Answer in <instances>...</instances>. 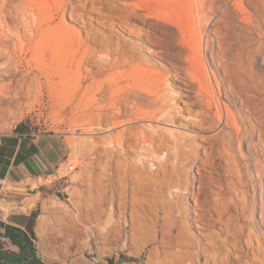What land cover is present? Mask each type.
<instances>
[{
	"label": "rangeland",
	"instance_id": "374dc122",
	"mask_svg": "<svg viewBox=\"0 0 264 264\" xmlns=\"http://www.w3.org/2000/svg\"><path fill=\"white\" fill-rule=\"evenodd\" d=\"M200 10H230L219 24L232 47L245 49L247 41L254 45L264 31V0H0V31L10 34L5 42L10 52L0 54V133L18 127L19 132L57 135L64 151L48 174L15 185L24 191L21 202L4 200L0 209V220L12 211L26 214L34 228L29 232L34 249L44 260L70 264L80 256L100 264H264V171L258 173L264 156L250 145L257 137L248 135L233 148L244 168L245 205L227 188V153L217 136L223 125L212 120L201 130L193 126L188 111L205 113L207 106L183 62L172 58L171 45L198 22ZM251 15L254 23L247 21ZM216 46L210 40L204 57L213 80ZM217 73L226 77L222 70ZM163 90L182 97L174 101L176 121L159 116L152 121L165 140L169 137L157 140L161 154L151 159L141 155V147L138 155L127 146L120 153L112 150L110 157L105 154V145H112L120 129L149 124L153 95ZM225 95L221 102L246 123L255 121L236 97ZM118 109L127 122L106 124V116ZM179 135L187 138L184 153L194 155H172ZM126 136L132 140L131 133ZM90 142L95 144L92 153ZM162 143L171 144L164 148ZM205 158L206 170L199 172L197 165ZM70 163L75 169L61 170L67 175L58 179L55 170ZM92 168L97 177L93 187L87 175ZM194 195L201 206L194 204ZM199 217L203 227L197 226ZM0 232V251L12 256L25 251L4 226Z\"/></svg>",
	"mask_w": 264,
	"mask_h": 264
},
{
	"label": "bare ground",
	"instance_id": "6f19581e",
	"mask_svg": "<svg viewBox=\"0 0 264 264\" xmlns=\"http://www.w3.org/2000/svg\"><path fill=\"white\" fill-rule=\"evenodd\" d=\"M150 12H151V10H150ZM200 12H201V15L199 13L200 16L198 17V22H196L192 25L190 24L191 26L186 31L180 33L181 35L179 34L180 37L178 38V42L171 45V47L175 51L174 55H172V58L178 59L179 61L183 62V66L185 69L184 71H186L185 73L188 74L190 83L198 86V88H199V90H198L199 100L205 101L206 106H207L206 107L207 110L205 111V113H203V112L201 113L200 111H199V113H197V112L191 113V111H188L190 119H191V123L194 124L193 126H197L196 128L201 130V128L203 126L206 127V124H209V125L213 124L211 122L212 120H216L217 124L222 123L223 126H222L220 132L218 131L219 133H217L218 134L217 136L221 140L220 141L221 147H223L227 153V154H225L226 155V162H227V171L229 172V177H228L229 181L227 183V188L231 194V197L235 201H237V202L242 201V204L244 203L245 205H248L249 194H248L247 189L245 188V182L242 179V176H243L242 174L244 171V168H243V165L241 162L242 159H240L238 154H236L233 151V148H235L236 146L239 148L243 142H246L245 139L248 135L254 134V135H256L258 141L255 142V141L251 140L250 145L252 147H254L256 152H258L262 156H264V40H263L264 31L259 32L260 39H259V41H257L256 44L252 45V44L248 43V45H247L248 41L245 44H244V42H245L244 41V42H242V45L244 44L247 47L245 49L243 48V46L241 48L240 47L238 48L234 44L237 47L236 48L237 50H235L234 49L235 46L232 47V45H231L233 41L231 42V44L228 41H226V37L228 35L226 36V31L224 32L221 29L220 24H219V22L226 20V17L230 13V10H225V11H223L222 14H219V10H211V14L209 13V11H206V10H200ZM252 13H253V11H252ZM153 15H154V13H153ZM253 15H255V14H253ZM253 15L248 16L249 18L247 17L248 18L247 21L251 20L250 23L253 22L252 21L253 17H254ZM261 17H262V26L264 28V12H263ZM242 18H243V16H241V19ZM244 18L246 19V16ZM203 19H206L205 20L206 22L202 21ZM161 20H163V19L161 18ZM255 24H257V23H255ZM174 25H175V23H174ZM174 25H172V27ZM225 26H227V25L225 24ZM246 26H244V27H246ZM254 26H256V25H254ZM230 27H231V24H230ZM241 27H243V26H241ZM250 27L248 26L246 28L249 29ZM227 28H226V30H227ZM251 31L252 30H250V32ZM253 32H256V31H253ZM227 34H228V32H227ZM209 36H211V37H209ZM8 37H10L9 33L4 32V31H0V54L5 53V52L8 53V51L10 52V48H8V47L6 48V45H5V42H6ZM210 40H213V41L216 40V42H217V46H216L217 48L212 50V52H211L213 62L216 63V65H218L217 71L216 72L212 71V74L214 76V80H213V78H211V75L209 74L210 71H208V68H207L208 64H207L206 59H204V57H206L205 56L206 50H208V48H209ZM228 40H230V39H228ZM240 40H239V42H240ZM256 40H257V38H256ZM239 42H237V43H239ZM253 43H254V41H253ZM239 44H241V43H239ZM212 46L213 45H211V47ZM182 52H183V55H182ZM161 54L165 55V53H161ZM134 58L135 57H133V59ZM0 59H1V57H0ZM254 68H256L257 71H255ZM221 70L223 71V74L226 76V77H224V79H220L218 77V75H216V74H218L217 72H221ZM164 79H165L164 80V83H165L166 77ZM166 84L167 83H165V88L167 87ZM223 93L226 94L225 95L226 97H230V98L236 97V99H237V100H235L236 104L242 105L243 109L246 112L251 113L255 121L252 122V120H251V122L246 123V118H243L238 112H236L234 109H232V107L230 105H228L227 103L221 102L220 96ZM181 97L182 96H180V98ZM180 98L178 97V94H177V96H175V95H173V93L172 94L169 93L168 90L167 91L163 90V92L159 91V93L156 92L155 95H153V101H154V105H155V108L153 109V111L151 113L153 118H150L148 120L149 124L146 126L143 125L140 127H137V126L133 127L130 125V126L124 127L123 129H120L117 132V134H115V137L112 139V142H113L112 145H110V146L105 145L106 146V149H105L106 153L105 154H107L110 157V155H112L111 154L112 150H116L117 152L120 153V152H122V150L126 146L130 150L137 151L136 153L138 155L140 153H142L141 155H143V156L153 157L151 159H154L155 158L154 156L161 154V153H158L159 152L158 149H161L160 142H162L163 140L166 141L169 137L165 140L162 137V135H163L162 131L159 132L157 130V128L155 129L152 121L157 116H159L164 121L169 122V123L176 121L178 118V111L176 109V105H175L174 101H176ZM171 100H173V102ZM214 107L216 108L215 111H213ZM106 114H108V113H106ZM120 114H122V112L120 109H118V111L116 113H114L112 116L109 115L110 117L105 115L107 118H109V120H108L109 123L107 122L106 124L118 125L120 123L122 124V123L127 122L128 119L126 121H124V120H121L119 118ZM100 116H101V114H100ZM98 120H99V118L96 119V123ZM92 121H94V120L92 119ZM106 121H107V119H106ZM94 123L95 122H92V124H94ZM147 127H151V130L148 131ZM90 131L94 132V127H91ZM127 133H131V135H132L131 139L132 140L127 139V136H126ZM109 137L112 138L111 136H109ZM103 139L105 141V140H107V137L104 136ZM186 139L187 138L185 136L179 135L177 138L175 137L173 142L171 141L174 144V146L173 145L172 146L176 148V150L171 148V149L175 150V152H172V155H174V153H176L175 156H177V157L187 155L188 152L184 153L185 148H186L184 146L187 145ZM157 140H159L160 142ZM216 140H218V139H216ZM166 143L165 144L162 143L163 147H164V145L169 146L171 144L170 143L169 145H166ZM247 143L249 144V142H247ZM89 147H90L89 149L92 153L93 152L92 150L95 148V144L91 143V145ZM140 147L142 149V152L139 153L138 148H140ZM192 148H194V147H192ZM165 150H167V147L163 151H165ZM173 150H171V151H173ZM225 151H223V152H225ZM195 152L191 153V151H190L187 156H189V155L191 156V154H193ZM223 152H222V155H224ZM168 153H170V152H168ZM219 153L221 154L220 151H219ZM170 154H169V156H170ZM190 158H192V157H190ZM166 159H167V155H166ZM175 159H176V157H175ZM207 159L206 158L203 159V162L200 165H197V167H198L197 169L199 172L202 170H206L204 163H207L206 162ZM93 162L94 161L91 160L88 164L92 167L94 165ZM102 165H104V164H102ZM94 171L95 170H93V168L89 169V171H88L89 174H87V175H89V181H90L92 187L94 186L95 181L97 180V177L95 176L96 173ZM261 171L262 172L264 171L263 167L259 168V170H258L259 175H260ZM100 184H101V181H100ZM192 200L194 201V204L196 205V207H198V205H200L199 204L200 200H199V197L197 195L192 196ZM222 204H224V202ZM0 205L2 206V199H0ZM245 205H244V207H246ZM260 214L262 217V222L264 223V209H263V211H261ZM196 221H197L198 227H203V225H202V224H204V218L203 217L197 218ZM205 222H206V220H205ZM258 242L261 244L260 240H258Z\"/></svg>",
	"mask_w": 264,
	"mask_h": 264
},
{
	"label": "crops",
	"instance_id": "0c3cea01",
	"mask_svg": "<svg viewBox=\"0 0 264 264\" xmlns=\"http://www.w3.org/2000/svg\"><path fill=\"white\" fill-rule=\"evenodd\" d=\"M60 137L53 134H35L25 132H10L2 136L0 141V199L4 209L7 203H19L20 187L16 184L25 182L32 177H38L58 165L63 158ZM18 188L17 191L12 190ZM26 189V188H25ZM0 214L2 211L0 210ZM24 212L12 211L6 218H1L4 223L21 227L30 232L34 230L31 220ZM107 262V260H106ZM70 264H100L90 258L76 256Z\"/></svg>",
	"mask_w": 264,
	"mask_h": 264
},
{
	"label": "water",
	"instance_id": "95a60500",
	"mask_svg": "<svg viewBox=\"0 0 264 264\" xmlns=\"http://www.w3.org/2000/svg\"><path fill=\"white\" fill-rule=\"evenodd\" d=\"M0 225L4 226L5 228L16 230L22 236L23 242L28 245L30 253L26 256H21V255L17 256L19 259L22 260L23 264H55L44 260L37 254L36 250L34 249V245L32 241L28 239L27 233L23 231L21 227L12 224H6L2 220H0ZM2 233L3 232H0V235H2Z\"/></svg>",
	"mask_w": 264,
	"mask_h": 264
},
{
	"label": "flooded vegetation",
	"instance_id": "af4514ba",
	"mask_svg": "<svg viewBox=\"0 0 264 264\" xmlns=\"http://www.w3.org/2000/svg\"><path fill=\"white\" fill-rule=\"evenodd\" d=\"M12 231H13V232H9V233L6 232V233H7L9 236H10V235H13V236H11V237H12L15 241L19 242V244H21L22 247L25 249V251L22 252V254H17V255H16V259H17V260H21V259H19L17 256H19V255H21V256H26V255H28V254L30 253V252H29V248H28V245L25 244V243L23 242V238H22V236H21L16 230H13V229H12ZM23 231H25V230H23ZM25 232L27 233L28 239L32 241L30 233L27 232V231H25ZM6 259H7V254H5L4 252L0 251V264H2L3 262H5Z\"/></svg>",
	"mask_w": 264,
	"mask_h": 264
},
{
	"label": "built area",
	"instance_id": "2783aa9c",
	"mask_svg": "<svg viewBox=\"0 0 264 264\" xmlns=\"http://www.w3.org/2000/svg\"><path fill=\"white\" fill-rule=\"evenodd\" d=\"M3 135H4V134L0 133V141H1ZM74 169H75V164H74V163H70L67 167H64V168H62V166L60 165L59 168H57V169L55 170L54 175L57 176L58 179H62V178H64V176H66L67 174L61 175V174H60V171H61V170L71 172V171L74 170ZM32 189H33V188H32Z\"/></svg>",
	"mask_w": 264,
	"mask_h": 264
},
{
	"label": "trees",
	"instance_id": "16d2710c",
	"mask_svg": "<svg viewBox=\"0 0 264 264\" xmlns=\"http://www.w3.org/2000/svg\"><path fill=\"white\" fill-rule=\"evenodd\" d=\"M18 130H19V128L17 127V131ZM6 230H7V233L13 232L12 229H9V228H6ZM34 233L35 232L33 231L32 234H34ZM2 264H22V262L20 260H17L16 256L7 255V259Z\"/></svg>",
	"mask_w": 264,
	"mask_h": 264
}]
</instances>
